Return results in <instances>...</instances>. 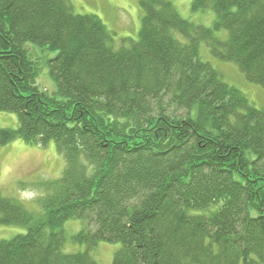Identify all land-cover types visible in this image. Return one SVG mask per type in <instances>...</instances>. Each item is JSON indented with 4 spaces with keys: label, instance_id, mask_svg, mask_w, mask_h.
<instances>
[{
    "label": "trees",
    "instance_id": "1",
    "mask_svg": "<svg viewBox=\"0 0 264 264\" xmlns=\"http://www.w3.org/2000/svg\"><path fill=\"white\" fill-rule=\"evenodd\" d=\"M137 3V39L116 41L71 0H0V113L18 123L0 145L52 142L65 161L20 184L37 210L0 195V225L26 230L0 241V264H98L102 241L121 245L112 264H264V110L199 57L264 88V0H191L211 28ZM70 220L83 252H63Z\"/></svg>",
    "mask_w": 264,
    "mask_h": 264
},
{
    "label": "rangeland",
    "instance_id": "2",
    "mask_svg": "<svg viewBox=\"0 0 264 264\" xmlns=\"http://www.w3.org/2000/svg\"><path fill=\"white\" fill-rule=\"evenodd\" d=\"M180 16L196 25L211 28L215 21V13L210 10L192 12L191 0H171ZM74 12L80 15H94L98 17L106 28L114 35L116 41L122 38L137 39L141 24L142 11L137 0H71ZM217 36L224 40L227 33L218 32ZM51 53L50 56H54ZM199 57L208 62L223 77L228 85L239 90L256 108L264 110V88L249 83L239 70L230 63L213 59L205 45L201 44ZM37 86L48 93L55 91V85L48 75L47 66H43ZM17 118L13 114L0 113V129H16ZM65 161L54 143L45 147L33 146L21 140L7 145H0V195L22 202L31 210H37L35 197L37 191L31 188L20 189V184L58 179L64 169ZM81 222L70 220L64 224L66 243L63 252L67 254L79 253L85 250L84 245L72 242V236L81 228ZM26 230L20 226L0 225V241H8L23 235ZM120 243L99 242L90 251L91 258L98 264H112L114 254L120 249Z\"/></svg>",
    "mask_w": 264,
    "mask_h": 264
}]
</instances>
